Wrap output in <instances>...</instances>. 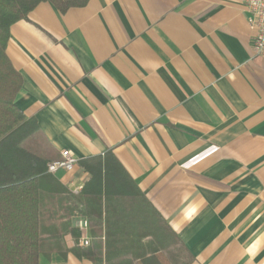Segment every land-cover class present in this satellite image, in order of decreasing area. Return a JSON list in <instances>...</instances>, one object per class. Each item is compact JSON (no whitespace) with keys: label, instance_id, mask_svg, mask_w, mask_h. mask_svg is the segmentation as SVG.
Here are the masks:
<instances>
[{"label":"crops","instance_id":"obj_1","mask_svg":"<svg viewBox=\"0 0 264 264\" xmlns=\"http://www.w3.org/2000/svg\"><path fill=\"white\" fill-rule=\"evenodd\" d=\"M244 2L88 0L60 13L44 1L9 29L14 103L38 126L31 146L49 161L62 149L77 158L49 174L80 194L89 159L107 154L190 264H264V56Z\"/></svg>","mask_w":264,"mask_h":264},{"label":"trees","instance_id":"obj_2","mask_svg":"<svg viewBox=\"0 0 264 264\" xmlns=\"http://www.w3.org/2000/svg\"><path fill=\"white\" fill-rule=\"evenodd\" d=\"M44 1L63 13L88 0H0V264H39L41 256L68 252L87 264H190L179 237L114 159L110 168L107 154L89 159L94 166L75 195L31 146L38 126L14 103L21 77L5 49L10 26ZM80 215L89 221L90 243L66 248L62 236L77 242L71 222Z\"/></svg>","mask_w":264,"mask_h":264},{"label":"built area","instance_id":"obj_3","mask_svg":"<svg viewBox=\"0 0 264 264\" xmlns=\"http://www.w3.org/2000/svg\"><path fill=\"white\" fill-rule=\"evenodd\" d=\"M244 7L254 53L264 56V0H245ZM76 164L77 158L68 149H62L58 158L46 164V172L70 171ZM81 188V185H76L72 188V192L78 193ZM72 225L79 233L77 244L87 246L90 243V224L88 219L81 215L76 216L72 220Z\"/></svg>","mask_w":264,"mask_h":264}]
</instances>
